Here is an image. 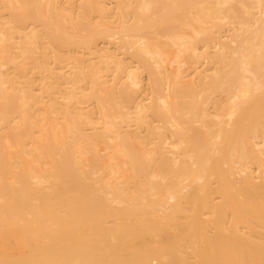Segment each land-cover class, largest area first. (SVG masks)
Masks as SVG:
<instances>
[{"label":"bare ground","instance_id":"obj_1","mask_svg":"<svg viewBox=\"0 0 264 264\" xmlns=\"http://www.w3.org/2000/svg\"><path fill=\"white\" fill-rule=\"evenodd\" d=\"M154 259L264 264V0H0V264Z\"/></svg>","mask_w":264,"mask_h":264},{"label":"rangeland","instance_id":"obj_2","mask_svg":"<svg viewBox=\"0 0 264 264\" xmlns=\"http://www.w3.org/2000/svg\"><path fill=\"white\" fill-rule=\"evenodd\" d=\"M98 1H101V2H104L107 6H112L113 4V0H98ZM77 2V5H78V1ZM76 8V7H75ZM77 9V8H76ZM224 32V31H223ZM118 39V37H112L110 38L108 41H106L105 43L104 42H100L99 46L100 48L106 46V48H110L113 44V42H116ZM81 49V48H80ZM206 61L204 59L201 60V62H199L198 66L199 68L203 69L204 70V73L206 72V69H204L206 67ZM134 66H136L135 64H133ZM71 68L70 65H67L65 68H64V71L67 72L69 71ZM190 74L192 72V70H189ZM110 73L109 74H104V76L102 77V80H108L110 82ZM143 92L141 93V95L138 97V99H136V101H143V99H148L150 98L152 95H153V90L151 88V85L149 84V75L147 73L144 74V81H143ZM90 105V102L89 103H84V104H81V106L83 108H86ZM256 172V170H255ZM158 262L157 259H154L153 260V263L156 264Z\"/></svg>","mask_w":264,"mask_h":264}]
</instances>
